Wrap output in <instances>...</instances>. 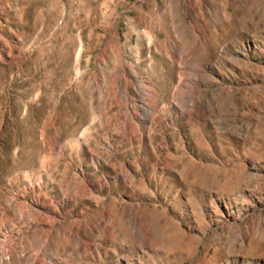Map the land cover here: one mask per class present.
Here are the masks:
<instances>
[{
	"label": "rangeland",
	"instance_id": "1",
	"mask_svg": "<svg viewBox=\"0 0 264 264\" xmlns=\"http://www.w3.org/2000/svg\"><path fill=\"white\" fill-rule=\"evenodd\" d=\"M165 22L175 27L176 43ZM172 46L178 50L171 52ZM180 52L190 53L186 69L176 63ZM127 66L146 87H153L158 99L150 104L159 108L170 101L182 75L196 70L213 81L204 100L210 99L214 117L206 119L205 106L196 102L197 123L184 117L163 121L152 138V144L159 145V164L146 161L133 170L134 187L118 183L120 163L131 167L143 157L153 158L148 150L141 152L136 141L119 142L122 133L116 128L126 123L119 111L125 106L131 114L137 110ZM249 80L261 102L245 90ZM119 81L130 88L128 101L118 96ZM135 124L140 130L145 127L142 120ZM52 141L57 149H52ZM84 141L87 147L81 145ZM88 148L102 156L95 167L84 152ZM249 157L264 159V0H0V189L7 190L12 177L21 176L23 182L12 190L16 209L27 204L37 216V211L52 205L49 217L59 224L78 215L95 217L100 207L114 217L120 198L130 197L140 181L160 193L168 186L172 191L188 189L194 174L206 169L235 171ZM35 171L46 174L44 185L26 189V183H37ZM181 171L186 182L173 177ZM74 175L86 185L80 201L55 192L60 182L66 185ZM193 188L198 195L197 186ZM9 196L0 191L1 222L10 218L2 208ZM154 203L158 210L171 204L168 198ZM154 203L141 202L147 209L143 221ZM261 222L258 214L249 215L243 226L245 244L231 251L249 259L264 258ZM12 227L7 230L12 245L35 264H51L49 256L86 264L79 253L70 256L62 247L51 254L49 237L43 233L32 237L23 219ZM79 236L92 239L83 227ZM202 243L196 252L199 259L205 256ZM217 244L216 251L224 246L222 241ZM122 254L120 249L118 257ZM116 259L106 255L107 264ZM160 259L155 264H165Z\"/></svg>",
	"mask_w": 264,
	"mask_h": 264
},
{
	"label": "bare ground",
	"instance_id": "2",
	"mask_svg": "<svg viewBox=\"0 0 264 264\" xmlns=\"http://www.w3.org/2000/svg\"><path fill=\"white\" fill-rule=\"evenodd\" d=\"M165 23L169 28V35L176 43L175 27L171 22ZM152 32L154 33L153 29H151ZM194 37L197 44L199 35L196 31ZM169 49L171 52L178 50L173 46ZM189 54L180 52L176 63L186 69L189 65ZM202 66V64L199 65V67ZM119 69L121 70L122 67ZM125 70L133 82L131 90L135 93L137 110L131 114L125 106L119 111L121 118L126 122L116 128L122 133L119 142L136 141L139 150L141 152L148 150L153 158L150 160L147 156L143 157L139 162H133L131 167L120 163L119 173L116 175L118 183L134 187L136 180L133 170H137L146 161L152 162L154 165L159 164L158 157L160 155L158 157L156 155L159 145H153L152 138L157 133L155 129L161 127L163 121L166 119L175 121L177 118L184 117L197 123L200 118L195 110L196 102H201L205 106L204 117L206 119L214 117L210 99L204 100L205 91L213 81L209 80L207 76H199L196 70L188 77L182 75L176 87L172 89L170 101L159 108L150 104V101L158 99L153 87H146L145 82L137 75L133 67L127 66ZM100 77L101 82H104L103 77L101 75ZM120 81L117 83L118 96L121 100L128 101L127 93L130 88ZM253 84L254 82L249 80L245 90L256 96L252 90ZM256 98L259 102L263 100L260 96H256ZM173 114H176V117ZM138 120L144 122L143 130L139 129V124H135ZM199 127L197 124L195 131H198ZM51 145L52 149L55 147L57 149L56 141H52ZM81 145L87 147L85 141ZM175 147L177 146L175 145ZM107 151L109 152V150ZM84 152L88 155L87 158L92 161L91 167H95L96 163L101 162L102 156L96 155L92 150L86 149ZM103 156L107 155L104 153ZM177 159L180 161L181 157ZM200 161L202 162V160ZM190 162L194 166L203 167L202 164L195 163L193 160ZM163 165V168L170 167L169 164ZM208 171L206 169L205 173L194 174L192 181L188 182V189L182 188L176 191H172L173 186H168L167 191L160 193L145 181H140L138 188L132 189L130 197H126L125 201L120 198V207L116 210L114 217L104 213L100 207L95 217L78 215L76 220L65 221L62 224L49 217L55 209L52 205L49 206L51 209L37 211L38 218L34 216L35 211L27 204H22L24 205L23 210L16 209L13 204L12 190L16 189V183L22 180L21 176L15 175L5 186L8 191L0 189L4 194L12 195L6 198L2 207L3 213L10 218L6 221L3 220L4 222L0 221V264H35L31 257H23L21 252L16 251L15 246L12 245V238L10 239L9 234L7 235V230L12 229V226L19 223L21 219H23V224L31 229L32 237L40 233L49 237L51 254H55L57 248L62 247L65 249L64 251H69V255L79 253L86 264H107L106 255L108 252L117 256V259L111 261V264H155V259L158 257H161L160 260L165 264H170L173 261L179 264H185V262H190V264H264V258L249 259V257L246 258V256H240L231 251V249L239 251L243 248L247 238V229H244L243 226L249 215L258 214L264 228V159L258 160L249 157L246 161H240L235 171L228 169L209 171V173ZM32 176L35 177L37 183L34 182V186H31L24 181L27 185L25 188L40 189L46 181V174L35 171ZM80 177L72 176L66 185L60 182L55 192L63 199L75 197L80 201L86 189V185L83 184ZM173 177L182 182L187 180L184 171L174 172ZM48 179H50L49 175ZM166 180L171 179L167 178ZM196 181L197 185L194 184ZM28 182L30 183V181ZM194 186H197L198 195L193 194ZM136 190L139 194L136 193ZM45 196L46 194H43V197ZM163 198H168L171 204L158 210L154 202L162 201ZM145 200L154 204L143 221L142 216L145 215L147 209L143 208L141 202L144 203ZM37 204L39 206L38 202H34L33 205ZM161 220L164 222L161 223ZM72 227L76 229H72ZM82 227L87 230V235L92 238L91 240L83 241L79 236ZM201 240H204L202 244L205 256L199 259L196 252ZM219 241H222L224 246L221 250L216 251L215 247L218 246L217 242ZM108 247H112V249ZM120 249L124 251V254L118 257ZM65 256L67 257V255ZM170 258L171 261H169ZM194 259H199V261L194 262ZM48 260V263L51 264H70L68 260H57L51 256Z\"/></svg>",
	"mask_w": 264,
	"mask_h": 264
}]
</instances>
